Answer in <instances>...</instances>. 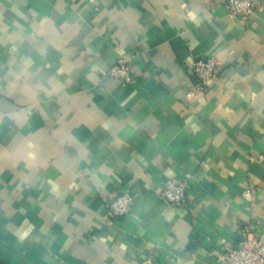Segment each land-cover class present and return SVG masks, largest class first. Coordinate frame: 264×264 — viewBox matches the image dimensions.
<instances>
[{"label":"crops","instance_id":"obj_1","mask_svg":"<svg viewBox=\"0 0 264 264\" xmlns=\"http://www.w3.org/2000/svg\"><path fill=\"white\" fill-rule=\"evenodd\" d=\"M225 2L0 0V264H218L244 226L264 243V4ZM201 56L218 71L197 88Z\"/></svg>","mask_w":264,"mask_h":264},{"label":"built area","instance_id":"obj_2","mask_svg":"<svg viewBox=\"0 0 264 264\" xmlns=\"http://www.w3.org/2000/svg\"><path fill=\"white\" fill-rule=\"evenodd\" d=\"M264 4V0H226L225 9L232 18H248ZM218 63L213 56H201L191 66V76L197 88L205 87L217 77ZM109 75L120 83L130 85L134 78L124 60H119ZM190 185L188 181L167 180L163 186V199L171 206L187 203ZM135 206L130 193L124 192L108 206L109 224L129 215ZM218 264H264V243L256 239L248 226L242 227L236 243L222 242L216 250ZM143 264H157L148 259Z\"/></svg>","mask_w":264,"mask_h":264}]
</instances>
